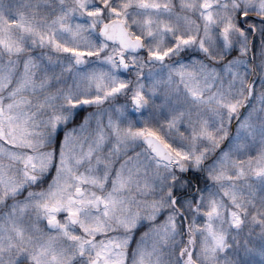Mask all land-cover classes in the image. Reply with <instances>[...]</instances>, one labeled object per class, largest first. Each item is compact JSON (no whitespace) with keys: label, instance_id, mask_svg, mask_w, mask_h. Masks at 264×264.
I'll use <instances>...</instances> for the list:
<instances>
[{"label":"snow or ice","instance_id":"obj_1","mask_svg":"<svg viewBox=\"0 0 264 264\" xmlns=\"http://www.w3.org/2000/svg\"><path fill=\"white\" fill-rule=\"evenodd\" d=\"M0 264H264V0H0Z\"/></svg>","mask_w":264,"mask_h":264}]
</instances>
